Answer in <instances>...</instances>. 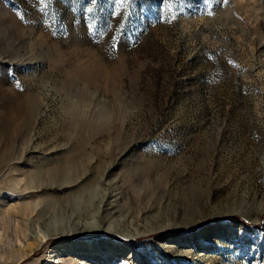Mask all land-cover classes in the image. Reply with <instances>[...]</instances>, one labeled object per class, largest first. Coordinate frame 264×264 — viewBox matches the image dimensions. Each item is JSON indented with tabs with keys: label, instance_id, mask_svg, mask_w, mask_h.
I'll return each instance as SVG.
<instances>
[{
	"label": "rangeland",
	"instance_id": "rangeland-1",
	"mask_svg": "<svg viewBox=\"0 0 264 264\" xmlns=\"http://www.w3.org/2000/svg\"><path fill=\"white\" fill-rule=\"evenodd\" d=\"M64 241L264 264V0H0V264Z\"/></svg>",
	"mask_w": 264,
	"mask_h": 264
},
{
	"label": "bare ground",
	"instance_id": "bare-ground-1",
	"mask_svg": "<svg viewBox=\"0 0 264 264\" xmlns=\"http://www.w3.org/2000/svg\"><path fill=\"white\" fill-rule=\"evenodd\" d=\"M68 163L71 167H76V169L80 164L78 161L74 160L69 161ZM55 177L56 174L54 172H40L37 176L38 179L44 178L49 180H53L55 179ZM28 181L30 183L31 180ZM99 243H94L95 245H93L92 243L87 242L85 244V248H81L80 242H61L60 245L56 247V250L49 252L43 264H65L67 262H69L70 264H74L77 261H86L84 264H90V260L103 262L101 264H116L117 260H119L117 259V255H120V257L123 256L122 246L124 245H122L121 243L115 241L106 242L108 246H105L103 248L100 246L101 243ZM34 249L35 248H32L31 243L24 245L21 238L17 237L14 243L4 248V252L2 254L5 257L7 256V258L9 259L11 258L12 260H14V262H21L23 259L30 258L29 256H32V254L34 253Z\"/></svg>",
	"mask_w": 264,
	"mask_h": 264
}]
</instances>
